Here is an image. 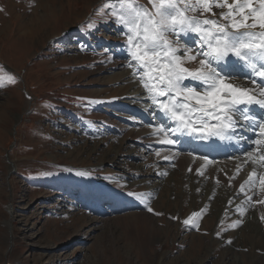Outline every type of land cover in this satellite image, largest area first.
<instances>
[{
	"label": "rangeland",
	"instance_id": "1",
	"mask_svg": "<svg viewBox=\"0 0 264 264\" xmlns=\"http://www.w3.org/2000/svg\"><path fill=\"white\" fill-rule=\"evenodd\" d=\"M105 2L0 0V264H264V221L220 217L127 121L153 109L124 93L139 80Z\"/></svg>",
	"mask_w": 264,
	"mask_h": 264
},
{
	"label": "snow or ice",
	"instance_id": "2",
	"mask_svg": "<svg viewBox=\"0 0 264 264\" xmlns=\"http://www.w3.org/2000/svg\"><path fill=\"white\" fill-rule=\"evenodd\" d=\"M148 3L151 8L138 0H106L101 8L126 38V66L145 90L158 121L149 125L154 129L152 134L160 137L159 143L170 146L182 143L181 137L197 141L236 138L249 144L245 163L251 162L254 168L240 191L257 181L264 190V0ZM214 8L221 11L214 12ZM88 27L93 28V24ZM193 63L197 66L190 67ZM238 67L246 69L244 80L253 87L234 83L240 78L235 74ZM6 79L16 82L11 75L6 74ZM203 159L212 163L207 157ZM76 175L87 177L91 172L77 171ZM128 195L143 200L142 195ZM257 203L264 204V200ZM145 204L147 211L153 212ZM237 210L244 215L242 207L237 206ZM200 216V212H193L183 224L198 228ZM241 223L237 220L229 227L237 228Z\"/></svg>",
	"mask_w": 264,
	"mask_h": 264
},
{
	"label": "bare ground",
	"instance_id": "3",
	"mask_svg": "<svg viewBox=\"0 0 264 264\" xmlns=\"http://www.w3.org/2000/svg\"><path fill=\"white\" fill-rule=\"evenodd\" d=\"M190 66L196 67L197 65L193 63ZM235 73L241 77L240 80H242V82L239 83L236 79L234 83L253 87V85L244 80L246 69L238 67ZM122 75H124V73H122L121 76ZM257 82H259V78H257ZM127 88L129 89L124 92L126 96H139L138 98L140 101H145L142 108L146 109L149 107L150 101L147 98V94L137 80L132 81ZM140 104L142 105V103ZM119 105L122 108L125 106L123 102H120ZM129 108L132 109V112L136 111L133 105H130ZM143 109H138V111L143 112ZM139 115L141 116L136 119L128 116L127 118H131V120L127 121H129L131 125L138 123L141 126L147 127L143 130L138 129L139 133L143 131L144 134L148 133L149 135H153L154 129L149 125L154 126L158 121L154 116L147 120L143 116V113H139ZM157 115H159V113H157ZM121 116H124V113H121ZM168 123L171 127L175 126L171 122ZM246 135L250 136L251 133H246ZM159 139L160 137L155 136L153 142H156L157 148L154 149L152 147V150L159 151L161 157L168 156L169 159H164V161H171L169 166L173 168L172 172L174 170H180L182 177L185 176L191 180L193 184V186L189 185L191 191L193 190L197 195L204 194L209 197L213 203L211 206L218 209L220 217L227 213L233 214V211L237 212V206L239 205H247L249 202L247 199L248 196L253 198L258 195L264 200V190H261L258 181L255 185H245L244 192L240 191V186L245 184V181L254 168L251 162L245 163L247 157L244 155V152L249 149V144L238 141L236 138H233L232 141H217L215 138L211 141H197L188 137H181L182 143L170 146L159 143ZM203 157H207L212 163H206ZM257 171H260V169L257 168ZM200 173L203 174L201 175ZM233 181H235L234 184L232 183ZM230 201L231 203H229ZM253 208L251 203L246 206L244 211L246 217L243 228L249 227L252 232L257 233L261 226V220L259 221L258 218L261 219V217L264 216V204L260 203V207H256L255 209H259L260 217H258L257 212V214L253 212ZM8 234L6 238L7 240H11V231L8 232Z\"/></svg>",
	"mask_w": 264,
	"mask_h": 264
}]
</instances>
